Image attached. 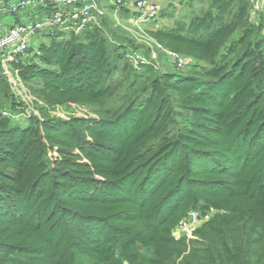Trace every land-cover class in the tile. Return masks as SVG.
Instances as JSON below:
<instances>
[{
    "label": "trees",
    "instance_id": "1",
    "mask_svg": "<svg viewBox=\"0 0 264 264\" xmlns=\"http://www.w3.org/2000/svg\"><path fill=\"white\" fill-rule=\"evenodd\" d=\"M180 3L149 45L105 14L0 50V264H264V14ZM69 103L93 115L50 114Z\"/></svg>",
    "mask_w": 264,
    "mask_h": 264
},
{
    "label": "built area",
    "instance_id": "2",
    "mask_svg": "<svg viewBox=\"0 0 264 264\" xmlns=\"http://www.w3.org/2000/svg\"><path fill=\"white\" fill-rule=\"evenodd\" d=\"M128 0H109L113 11L116 14ZM251 9L257 13L261 10L259 0H249ZM40 5H49L53 9L39 19H27L26 22H19L11 25L6 32H0V50L3 51L1 61L5 64L17 56L25 54L30 46V39L38 33L61 32L66 34H77L88 26H99L101 17L105 15L104 9L97 0H17L10 4L12 12H22L27 8H35ZM160 10L159 0H134L132 21L139 26L146 20H153L158 16ZM173 62H178V66H183L186 59L176 53L167 51ZM135 62L142 59L135 54L130 55ZM205 216L203 219H206ZM199 219L195 212L182 221L174 230L173 235L180 237L185 235L193 237L192 226L203 221ZM178 234V235H177Z\"/></svg>",
    "mask_w": 264,
    "mask_h": 264
},
{
    "label": "rangeland",
    "instance_id": "3",
    "mask_svg": "<svg viewBox=\"0 0 264 264\" xmlns=\"http://www.w3.org/2000/svg\"><path fill=\"white\" fill-rule=\"evenodd\" d=\"M14 1H17V0H14ZM180 1L181 0H165V2H167V3L172 2L176 5L175 6V15L173 18L160 17L159 13H160L161 9L166 8V4H164V2H163V4L160 5V10H159L158 16L154 20L157 23L158 27H166V26L170 27L173 24V20H174L175 16L177 17V15H178L181 7H182ZM259 2L261 5V11L260 12H263V14H264V0H259ZM187 3L190 4V2H187ZM101 7L106 12L105 14H107L109 17H111L114 26H118V27H120V29L126 31L128 33V35H131L137 43H142V44L144 43V44H148V45L150 44L151 41L148 38H146V35H147L146 29L155 27L153 20H146L143 23H141L139 26H137L136 24L133 23L132 15L128 12V10H127L128 14L126 12H124V14L122 16L118 12L115 14L113 11V6H111V4L109 3V0L102 2ZM29 9H31V8H27L26 10H24L23 13H21L20 11L16 12V13H18L16 15H18V17H19V20L16 23L26 22V21H28L27 19H31L30 17L36 15L35 12L31 14L30 11H27ZM35 11L37 12V10H35ZM10 12H12V11L10 10ZM44 14H46V13H44ZM41 17H43V14L37 15V17L35 19H39ZM31 20H34V18ZM0 21H3V23L0 22V32L1 33L6 32L11 25L15 24V18H14V15H12V14H7V15L0 17ZM7 24H9V26ZM2 26L6 27V28L4 30H1ZM40 34L41 33L35 34V36H33L29 41L30 45L33 47V50H36L37 47L39 46V43L41 41H43ZM167 51L168 50L165 51L166 56H168ZM165 59H166V61H167V59L169 60V58H165ZM19 86L21 87V85H19ZM24 91H25L24 89H21L20 91H17V92L19 94H22ZM32 99H33L32 96H27L28 101H30ZM30 106H31V104H30ZM68 106L69 107H67V105L66 106L55 105L54 107L51 108L50 114L56 115V116H61V117H66L69 115H77V116L93 115L92 111L90 110L91 108L89 106H82V105H78V104H74V103H69ZM28 110L31 111L32 109L29 108ZM200 224H201L200 221L195 223L192 226V230L190 229V231H193Z\"/></svg>",
    "mask_w": 264,
    "mask_h": 264
},
{
    "label": "crops",
    "instance_id": "4",
    "mask_svg": "<svg viewBox=\"0 0 264 264\" xmlns=\"http://www.w3.org/2000/svg\"><path fill=\"white\" fill-rule=\"evenodd\" d=\"M98 2H99V4L100 5H102V2H104V1H107V0H97ZM163 2H164V4H167V2H165V0H160L159 1V5H161V4H163ZM133 3H134V0H128V2L124 5V7H125V9H127L128 10V12L131 14V12L133 11ZM169 3V2H168ZM27 11H30V13L32 14V13H34V12H36L35 10H31V9H29V10H27ZM24 11H22L21 13H23ZM26 12V11H25ZM128 12L126 11V13L128 14ZM106 13V12H105ZM129 14V15H130ZM37 15L38 14H36L33 18L35 19L36 17H37ZM0 22H2L3 23V21H0ZM5 23V22H4ZM8 26H9V24H7ZM7 26V27H8ZM2 29L1 30H4L6 27H1Z\"/></svg>",
    "mask_w": 264,
    "mask_h": 264
},
{
    "label": "water",
    "instance_id": "5",
    "mask_svg": "<svg viewBox=\"0 0 264 264\" xmlns=\"http://www.w3.org/2000/svg\"><path fill=\"white\" fill-rule=\"evenodd\" d=\"M124 264H128V262L127 261H124Z\"/></svg>",
    "mask_w": 264,
    "mask_h": 264
}]
</instances>
